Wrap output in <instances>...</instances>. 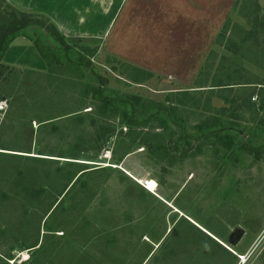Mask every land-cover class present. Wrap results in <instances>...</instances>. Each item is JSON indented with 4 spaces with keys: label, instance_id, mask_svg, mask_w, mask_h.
<instances>
[{
    "label": "rangeland",
    "instance_id": "obj_1",
    "mask_svg": "<svg viewBox=\"0 0 264 264\" xmlns=\"http://www.w3.org/2000/svg\"><path fill=\"white\" fill-rule=\"evenodd\" d=\"M246 2L236 0L221 22L202 83L209 87L214 77L222 83L238 72L263 87L203 92L195 104L177 106V116L193 133L219 108L225 110L221 120H232L228 117L235 106L225 98L252 94L249 104L237 105L240 141L250 138L264 144V32L250 37L248 22L256 11L264 15V1L256 0L259 9ZM32 44L20 38L11 46ZM102 49L101 42L92 62L106 78L107 90L156 105L175 100L166 99L167 90H190L209 53L194 78L191 55L176 52L171 56L177 62L167 63L166 75L148 71L154 76L136 85L101 66L111 61ZM34 53L30 64L22 63L23 55L21 63L8 64L12 70L6 71V83L0 82V144L30 153L0 150V264H264V155H238L231 163L219 143L200 140L193 156L165 167L157 154L136 144L125 149L128 129L118 119L105 122L99 117L94 122L114 132L97 147L90 141L95 136L90 116L98 115L96 101L83 99V81L63 69L36 70L31 65ZM206 96L209 106L204 107ZM77 116L82 119L72 121ZM141 130L162 132L156 123ZM77 141L83 144L75 150L71 146ZM76 163L83 164L86 173L63 192V175L78 171ZM144 180L150 181V189L157 185L153 194L139 185Z\"/></svg>",
    "mask_w": 264,
    "mask_h": 264
},
{
    "label": "trees",
    "instance_id": "obj_2",
    "mask_svg": "<svg viewBox=\"0 0 264 264\" xmlns=\"http://www.w3.org/2000/svg\"><path fill=\"white\" fill-rule=\"evenodd\" d=\"M247 3L251 6L254 4V7L258 4L256 0H247L245 5ZM257 8L259 9L258 5ZM257 14L258 11L255 12L254 18L251 20L248 19V22L252 24V28L250 27L252 30V33L249 35L250 37L256 36V32L260 29L264 32V15L261 17ZM28 30H33L31 35L28 34ZM45 37L47 38L46 41L44 40ZM17 38H25L33 44L30 47L11 46L13 41ZM217 38H220L219 33L215 39L217 40ZM85 43L93 46L89 47ZM100 48L101 42L97 39L65 37L46 16L19 10L6 0H0V82L6 83V71L12 70V68H9L7 65L15 62L21 63L20 58L22 55L24 57L22 63L30 64L29 57L34 49L36 53H34L35 56L31 65L36 70L51 72L63 69L68 73L74 74L77 79L83 81V99L86 100L89 97L92 101H96L98 115L95 117L90 116L92 130H94L92 135L95 136L92 137L90 141L97 145V147H99V143H102V141L106 142L114 132V128L111 126L95 123V118L98 119L99 117L105 122L110 121L111 118L118 119L119 124L128 129V132L124 135V137L129 140L125 149L136 144L143 150H147L148 153L157 154L160 161L165 163V167L172 166L177 160L193 156L200 148V146H198L200 140H214L219 143L226 152L227 157L225 161L231 163L236 161L238 155H249L255 159H260L264 155V144H255L250 138H242L243 141H240L242 135L239 125L235 120V118H237L236 114L240 110L237 105L239 103L249 104L252 94L245 99H237L238 97L231 99L225 98L224 100L226 103L235 106L231 115L228 117L232 120L228 122L221 120L220 117L225 110L219 108L215 113V117L210 116L202 123L195 126L193 128V133L187 131L185 121L177 116V106L185 105L188 102H193L195 104L201 100L204 94L203 92L221 90L232 91L233 87L254 84L255 86L262 85L261 87H263V84L250 83L249 80L238 75L237 72L236 76V73L227 75L222 83L217 81V78L214 77L212 85L206 87L204 85L205 83L203 84L202 81L209 68L207 65L209 58H213V52L210 51L204 64L196 75L193 87L190 90H167L166 99L170 97L175 100L169 102L166 100V103L156 105L151 102H145L137 96L121 94L120 92L114 91L109 92L107 90L106 78L100 75L98 67L92 62V59L99 52ZM107 57L109 59L111 58V61H103L101 66L107 65L110 72L117 74L118 77L125 80L126 83L142 85L146 77L151 78L154 76V74L147 70L110 56L109 54ZM261 87L260 89H262ZM216 93V96L222 98V95L218 94L219 92ZM209 100L210 96L204 98V107L209 106ZM31 119L33 118L28 119V121ZM81 119V116H77L72 118V121H80ZM154 123L160 126L162 131L160 134L158 132H142L141 129H146L148 127L152 128ZM29 134L30 136L32 135L31 131ZM82 144L81 141H77L71 148L77 150ZM94 148L96 147L94 146ZM14 149V146H2L0 144V150L30 154L29 152H20ZM75 155V157H78L79 154ZM124 155H127V153ZM75 157L58 158L72 161H84ZM120 160L121 159H119L117 163ZM77 165H79L78 167H80V169L73 173V175H71L70 172H66V174L63 175V179L67 181L62 189L63 192L73 181L76 182L80 176L86 173L87 168L84 167L83 164ZM165 167H163L162 171H165ZM17 173L21 175L20 171ZM32 196L38 197L34 192ZM191 228L194 229L196 232L195 234H201V232L193 226H191ZM207 239L213 246L219 247L211 238L207 237Z\"/></svg>",
    "mask_w": 264,
    "mask_h": 264
},
{
    "label": "crops",
    "instance_id": "obj_3",
    "mask_svg": "<svg viewBox=\"0 0 264 264\" xmlns=\"http://www.w3.org/2000/svg\"><path fill=\"white\" fill-rule=\"evenodd\" d=\"M45 15L65 37L100 39L110 56L166 75L171 53H189L194 73L211 51L234 0H6ZM54 1V2H53ZM94 14V15H93ZM95 16L96 20L89 21ZM17 38L13 43L18 42ZM168 78V77H167Z\"/></svg>",
    "mask_w": 264,
    "mask_h": 264
},
{
    "label": "built area",
    "instance_id": "obj_4",
    "mask_svg": "<svg viewBox=\"0 0 264 264\" xmlns=\"http://www.w3.org/2000/svg\"><path fill=\"white\" fill-rule=\"evenodd\" d=\"M1 109V108H0ZM149 183H150V181H146V180H144V181H141V182H139V185L141 186V188H143V189H145V190H147L148 192H150V193H154V191H155V189H156V187H157V185L153 188V189H150L149 188Z\"/></svg>",
    "mask_w": 264,
    "mask_h": 264
}]
</instances>
